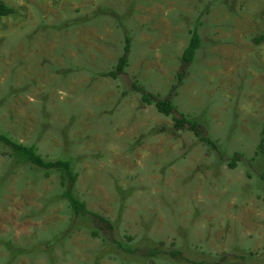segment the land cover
I'll use <instances>...</instances> for the list:
<instances>
[{
	"label": "rangeland",
	"instance_id": "1",
	"mask_svg": "<svg viewBox=\"0 0 264 264\" xmlns=\"http://www.w3.org/2000/svg\"><path fill=\"white\" fill-rule=\"evenodd\" d=\"M3 1L0 134L69 162L74 195L113 229L0 143V264H264V0ZM194 31L173 101L222 156L132 90L169 97ZM127 37L128 67L106 77Z\"/></svg>",
	"mask_w": 264,
	"mask_h": 264
},
{
	"label": "trees",
	"instance_id": "2",
	"mask_svg": "<svg viewBox=\"0 0 264 264\" xmlns=\"http://www.w3.org/2000/svg\"><path fill=\"white\" fill-rule=\"evenodd\" d=\"M15 11L9 7L3 0H0V21L6 17H10L14 15ZM201 46V39L197 31H194L189 46L184 51L181 67L179 72L177 73V83L172 88V94L169 97L162 99L158 95H154L148 92L144 87L139 86L137 83H133L132 90L139 93L141 95L142 101L147 105H153L156 107L157 111L165 115L167 117H171L173 120V130L174 131H189L193 133L196 138L199 139L200 142L207 144L214 150H216L219 154L220 149L215 141L210 137V133L207 128L200 124L198 121H193L187 118L185 115L178 113L176 107L174 105L173 97H175V93L179 87H181L188 75V70L193 65L196 54ZM131 53V40L129 37L126 38V45L124 47V51L122 56L119 58L116 66L112 71L109 72L106 77H110L112 79H117L121 74H123L126 68L129 65V56ZM0 143L7 146L11 151L12 155L17 156L24 160L25 162L37 167L41 170L45 171L47 176L50 175L52 171L60 172V184L64 189V198L68 201L72 211L77 217H88L91 218L98 226L102 229L108 231L110 235L113 229L109 220L104 218L103 216L94 213L87 209L86 204L79 200L74 195V188L77 183L78 175L74 174L71 169V164L67 161H57V162H45L42 160L35 152L33 148H26L24 146L18 145L12 142L8 137L0 134ZM259 151H261L262 155H264V131H263V139L259 146ZM243 156L240 154H236L229 162L228 166L232 169L237 168L238 162L244 161ZM246 161V160H245ZM261 180L264 183V170L263 173L260 174ZM113 243L117 244V246L123 250H125L122 245L112 239ZM126 251V250H125ZM129 251V250H128ZM139 252V251H134ZM158 250H150L148 252H143V255L147 258L158 256ZM176 259H182V255L180 252H172L170 254Z\"/></svg>",
	"mask_w": 264,
	"mask_h": 264
}]
</instances>
